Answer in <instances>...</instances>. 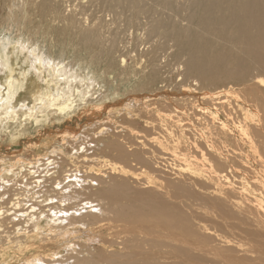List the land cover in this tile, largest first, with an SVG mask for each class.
Segmentation results:
<instances>
[{"label": "bare ground", "instance_id": "obj_1", "mask_svg": "<svg viewBox=\"0 0 264 264\" xmlns=\"http://www.w3.org/2000/svg\"><path fill=\"white\" fill-rule=\"evenodd\" d=\"M88 2L91 7L95 6L93 13H101L92 16L99 21L89 26L82 25L73 17L69 21L72 27L79 28L80 31V34L72 36L75 44L78 48L94 51L91 55L94 61H105L110 67H115L114 64L117 63L114 57L120 43L123 23L128 25L127 31L132 30L139 18L148 25L146 35H142L141 39L144 48L133 55V65L127 64L124 54L120 57L118 63L122 67L121 75L125 77L120 82L122 85L130 82L131 87L136 85L142 90V86L156 87L155 84L162 80V83L166 82L164 87H171L172 72L178 73L177 84L171 90L163 88L157 91L163 95L156 97L154 102H165L170 111H177L173 115L167 106L160 107L164 117L167 116L175 125H183L185 132L190 131V135L194 137L192 146L186 147L184 141H179L182 139L180 135V138L176 137L179 131L174 129V125L168 126L164 117L159 116L154 121H158L161 132L163 130L169 139V155L183 161L179 171L185 170L196 178L200 177V180L186 177L185 181L183 176L188 174L179 172L183 180L173 181L162 170L163 166H155L157 162L151 156V151L143 147V152L134 154L133 159L141 164L140 170L149 177L159 172L157 176L163 177L160 181L164 186L159 187L162 190H144L143 187L136 190L144 210L139 206L130 214L124 208L117 210V221L123 223H119L118 228L114 229L115 235H107L103 226L94 225L102 219H99L101 203L93 202L103 190L111 188H104L105 185L113 186L118 194L128 187L132 188L126 177H134L137 173L131 171L133 167L121 165L122 162L109 160L108 156L94 151L107 145L108 151L116 152V155L128 161V156L133 154L129 147L123 145L124 140L120 139L122 136L119 132L123 130L116 131L120 128L119 125L107 126L100 124V121L95 122L96 127L92 128V121L98 119L97 113L86 117L85 120L91 123L80 129L63 123L70 118V123L75 121L77 124L82 119L85 104L95 101V98H89L82 104L83 107L76 103L77 89L83 85L81 74L72 71L68 73L59 64L48 65L44 59L37 57L36 49L30 50L31 58L35 56V60L25 54L22 56L23 60L15 58L14 41H8L9 34L0 32V53L6 47L9 51L8 58H0V141L5 134L13 141L18 139L21 130L14 131L11 128L13 125L29 130L27 125L43 127L54 119L61 125H57V129L52 132L47 127L45 131L50 133L49 137L57 134L62 143L66 142L65 139L72 138L73 149L77 147L74 152L65 151L61 146L52 149L49 147L32 158L25 156L24 151L16 150L17 153L14 151L3 156L4 152L0 155V264H69L70 260V264H114L120 257L129 259L142 255H152L147 264H163L158 261L159 252L168 243L170 251L165 247L167 252L180 253L188 258L197 257L200 264H207L208 261V264H264V0ZM58 4L60 6L59 0H0V7L3 9L0 31L4 28V23L13 21V17L23 19L28 16V20L23 22L26 33L35 34L39 29L34 33L32 26L49 22L51 17H55V12L60 11ZM84 8L87 10L90 6ZM111 14V22L102 19ZM112 25H116L118 29L111 27ZM72 27L59 31L57 39L70 34ZM38 33L36 35L40 36ZM132 34L133 31L128 33ZM19 37L14 36L13 39L17 40ZM126 39L127 37L125 41ZM256 65L262 72L254 76L251 85L229 90V96L226 97L209 92L224 87L227 82H231L229 78L234 76H251L250 72ZM228 86L234 85L229 83ZM203 90H207L206 93H202ZM118 91L121 92V89ZM118 91L116 94L122 95ZM191 96L192 101L188 100ZM152 97L149 95L146 98ZM178 100L187 101L193 109V115L184 106L179 109ZM86 107L88 108L87 105ZM132 112L133 108L124 104L116 111V116L123 123L131 117ZM154 113L149 112L150 115H156ZM209 115L222 116L224 125H216V131L209 125L202 126L203 120ZM146 123L150 127L152 122L146 120ZM111 126L114 128L111 135L116 141H100ZM71 128L73 132L68 131ZM36 143L32 147L40 149L39 142ZM83 144L85 146L82 147ZM157 144H161V140ZM106 170L121 177L107 176L111 177L112 182L107 181ZM188 180L190 181L187 182ZM192 185L200 186L199 191L194 190L196 187L193 189ZM168 189H172L174 197L183 198L182 207L196 201L195 203L204 205V211L214 212L217 218L223 220L231 228L230 235L233 237L225 238L224 242L232 248L210 246L208 243L217 239L216 234H208L207 238L205 234L204 242L200 238L202 233L197 237L196 232L188 230L189 227H180L177 215L173 213L176 205L163 192ZM82 197H86L88 201L81 200ZM67 199L68 204L63 203ZM115 204L122 207L119 198ZM203 213L205 215L207 212ZM200 219L202 220L201 217ZM207 220L210 219L204 218L203 221L208 222ZM153 222L165 223L182 231L180 234L177 230L171 232V242L160 236ZM67 224L79 226L72 231ZM224 227L222 226L223 229ZM81 231L86 234L81 235ZM77 232L80 237H77ZM221 235L223 234H219V237ZM231 241L235 244L230 243ZM225 250H233V253L226 255Z\"/></svg>", "mask_w": 264, "mask_h": 264}, {"label": "rangeland", "instance_id": "obj_2", "mask_svg": "<svg viewBox=\"0 0 264 264\" xmlns=\"http://www.w3.org/2000/svg\"><path fill=\"white\" fill-rule=\"evenodd\" d=\"M88 1L89 0H59L60 6L58 4V9L60 7V11L55 12V17H53V18L51 17V20H50L51 22L47 21V22H44L42 24H34L32 26L33 32L35 33L38 29L40 30V31L38 30L35 34L26 33L25 25L23 24V22L25 20H28V16H25L23 19H16L15 17H13V21L8 20L9 23H4V28L0 32L3 34H5V33L9 34V36L7 38L8 41H14L13 43L15 44V48H14L15 58H17L19 60H23L22 56L24 54L27 56L29 55L31 58L30 50L36 49L37 55H38L37 57H41L42 59H44V61L46 63H48V65H50L52 63H53V65L59 64L60 66H63V68H65L66 71H69L68 73H70L72 71L74 73L76 72V74H79V75L81 74V78H82L81 81H82L83 85H81L77 89L76 103L79 104L80 106H82V104L85 103L89 98H95V101L89 102L90 104L89 103L85 104V108L82 109V113H81L82 119L77 124H75V121L70 123V121H69L70 118L66 119L63 123L70 124L72 126H77L78 129H80L84 125L91 123V122L88 123L86 121L88 116L92 117V115L94 113H97L98 119H100V120L95 119L94 121H92L93 127H92V125L90 127L95 128L96 127L95 122L98 121V123L101 122L100 124L104 123L107 126H110L112 124H116L117 126L119 125L120 128H118L116 131H118L119 129L123 130V131L119 132V134L122 136V138H120V139L124 140L125 143L123 142L124 143L123 145L126 146L127 148L129 147V151L131 150L130 152L133 154L131 156H128V158H129L128 161H124L121 157L116 155V152L108 151L109 147L107 145H105L101 148H97L96 151H94V152H98L99 154H101L103 156H108L109 160L110 159H112V161L117 160V161H119V163L124 162L123 164L121 163V165H124V166L127 165L129 167L131 166V167L135 168V169L132 168L131 171L134 173H137L135 175L137 178L135 176L134 177H131V176L126 177V179H128V181L130 180V184H131L132 188L128 187L126 191H124L121 194H118L115 191V189H113V186L105 185L104 188H106V187H111V188H109L108 190H103L102 191L103 193L98 194L96 200L93 202V204L101 203L99 206V211H100V218L99 219H102L101 222L94 224V225H96L98 227L103 226L104 232L107 235H115L114 229L118 228L119 223H123V222L117 221V219H118L117 210H121L122 208H124V211L127 214L133 213L134 208L136 206H139L141 210H144V206L141 204V201L139 200V198L136 195V190H139L140 188L141 189L144 188V190H147L146 188H149V189L154 188L155 190H157V189L162 190L159 187L164 186V184L161 183V181H160V179L163 177L159 178L157 176V174L159 172L157 174H155V176L149 177L145 172H142L140 170L141 164H139V163L137 164V161L133 159L134 154L137 155L138 153H140L143 150L142 149L143 147L145 148V150H149V152L151 151L152 155L151 154H149V155H151L156 160L155 162H157V163L155 164V166L159 167L161 165V168L163 166L162 170L164 169L163 171L166 172L169 177L171 176L173 181L179 182V179H180V181H182L183 179H185V181H186L187 180L186 177H192V178L194 177L193 179L197 181V180H200V177L196 178L195 175H190L187 172H185V170H182L184 172V175H185V173L188 175L183 176L184 178L179 175V172H181L179 170L182 167L181 164L183 161H181V159H179V158L172 157L171 155H169V152H168L169 149H167V146H169V139L165 136L163 130L161 132V130L159 128L160 124L158 123V121H154L159 116L164 117L163 114L161 113L162 111L160 110V107L161 106H167V104L165 102H160V103L154 102L155 101L154 99L156 97L163 95V93H157V91H161L160 89H163V88H167V89L171 90L173 88V85L177 84V82H178V79H179L178 73L172 72L171 87H169V86L164 87V85H166V82L162 83L161 82L162 80L161 81L159 80V82H158L159 84H157V83L155 84L156 87L153 86L152 88H147V87L142 86L141 87L142 90L139 87H137L136 85H132L133 87H131L129 84L130 82H127L125 85L121 84V82L124 81L122 79H124L125 77L121 75L122 67L118 63L120 61V57L122 54H124L123 57H125L126 60L128 61L127 64L133 65V61H132L133 55L139 53L138 50L144 48V45H141L142 44L141 42H143L141 39H143L142 35H144V36L146 35L147 30H145V29L147 28L148 25H145L146 22L143 19L139 18L136 21V23H134V25L132 26V28H131L132 30L127 31V29L129 27L127 24L123 23V25L121 26V29H120V43L118 45V48L116 47L117 50H116L115 57H114V61L117 63V65L114 64L115 67L114 66L110 67L109 64L105 61H101V62L94 61L93 58L91 57V55L94 54V51L85 50V49L80 48V47L78 48V46L75 44L76 42L74 41V37H72V36L80 34V31H79V28L72 27L70 24V21H69V19L71 17H73V19L77 20L78 22H81L82 25H84V26H86V25L89 26L92 23L99 21V20H96L95 18H92V16L95 14L92 12V9H94L95 6L91 7V5ZM84 6L87 8H89V6H90V8L85 10ZM88 13L91 15H89ZM2 14H3V9L0 7V19H1ZM95 15H101V13H98ZM111 17H112V14L110 16L103 17L102 19H105V20L111 22ZM41 26H42V28H41ZM68 27L73 28L71 30V33L64 36L63 39L58 40L57 39L58 36L56 34L59 31L65 30ZM111 27L118 29V27H116V25H112ZM130 31H133L132 35H128V33ZM37 33L40 34V36L36 35ZM105 34L108 35V33H105ZM18 35L20 36L19 39L14 40L13 37L18 36ZM31 37H32V42H31ZM126 37H127V39L125 41ZM1 41H2V38L0 37V42ZM162 52H160V54ZM8 56H9V51H8V48L6 47L5 50L3 51V53H0V58L2 60H5L6 58H8ZM31 59L35 60L36 57L33 56ZM259 72H262V69L258 65L253 66L252 71L250 72L251 76L243 77V78L234 76L232 78H229V81H231V82H227V84L224 87L215 88L209 92L214 93V94H219L222 97L229 96V94H228L229 90L242 89L245 86L251 85L254 81V76L257 75V73H259ZM229 83L234 85V86H228ZM160 85H163V87L160 88ZM118 89H121V92H119ZM207 89H209V87H207ZM131 90H134V92H131ZM22 91H23V89H22ZM116 91H118V93H121L122 95H117ZM137 91H138V93H137ZM140 91H141V93H140ZM174 91H176V90H174ZM174 91H170V92H174ZM206 91L207 90H203L201 92L206 93ZM23 92H25V91H23ZM149 95H151L153 97L152 98H146V97H149ZM230 97H231L230 99H233L232 96H230ZM192 98H193L192 96L188 97V100L192 101ZM147 100H151V101L145 102ZM124 104L130 105V107L133 108L134 112H132L130 114L131 117H129L127 120H124V122L122 123L120 117L116 116V114H117L116 111L119 109V107L124 106ZM157 104H159V105L157 106ZM86 105L88 106V108L86 107ZM106 105H109V106L106 108L105 107ZM110 106H111L110 109H112V110L109 109ZM177 106L179 107V109L183 108V106L188 108L189 109L188 112L191 115H193V109L190 108V105L187 103V101L184 102L183 100H178ZM85 109H88L89 111L87 110V113H84ZM136 109H137V111H136ZM157 109H159V110H157ZM167 109H169V111H170L169 106H167ZM150 111L155 112L154 114H156V115H152V114L150 115L149 114ZM170 112L173 115L177 114V111H170ZM158 113H160V114L158 115ZM108 114H111L112 117H111V115L108 116ZM147 115H150V116H147ZM144 116H147V117H144ZM74 119L77 121L76 116L74 117ZM164 119H165V122H167L168 126L174 125L173 126L174 129L175 130L177 129L179 131V133L177 134L176 137H178V138H180V136L182 137V139H179V141L181 143H183V141H184V143L186 144L185 145L186 147L188 145L192 146V144H193L192 140L194 139V137L191 136L192 134L190 133V131L185 132L183 125L173 124V122L169 118H167V116H165ZM111 120H114V121L111 122ZM146 120H150L152 122L150 127L147 126ZM199 122L201 123V121H199ZM224 122L225 121H224V118L222 116L209 115L206 118V120H203L202 126L209 125V127L213 128L216 131V125H218V124L224 125ZM57 125H61V124L57 123V121H55L54 119L52 121H50L49 123H47V125H45L43 127L42 126L36 127L33 124L27 125L28 127H30L29 130H25L24 128H21L20 126L13 125L11 128L14 131L21 130L20 131L21 134L19 135L18 139H15L14 141L12 140L11 137H8V136L6 137V134L2 135L3 139L0 141V155L4 154V152H5V154L3 155V156H5L8 154L14 153V151L16 150L18 152L24 151L25 156H27L28 158H32V157L36 156L38 153L43 152V150H47L49 147L52 149L53 147L58 148L60 146H61V148H63L65 151H68V152L76 151L77 147L75 149H73V145H72L73 139L72 138L65 139L66 142L62 143L63 142L62 139L59 138L57 134L55 136H52L53 134H51L49 137L50 133L45 131L46 128L48 127V130L50 132H52V130L55 131L57 129ZM127 126L129 129L127 128ZM182 128H183V130H182ZM155 129H156V131H155ZM157 130H159V131H157ZM68 131L73 132L74 130L72 129V130H68ZM113 131H114V128L111 126L110 131L108 133L103 134V138H101L100 141H103V142L116 141L111 135V133ZM181 131H183V132H181ZM40 133H41V135H39ZM24 135H25V137H23ZM36 135H38V136L34 137L33 139L30 138V137H33ZM143 135L145 137L146 136L147 137L145 138ZM164 136L166 137L167 141L164 138ZM154 137H157V138H154ZM29 138H30V140H29ZM40 139L41 140L43 139V140L41 141ZM160 140H161V144H163V142H165V145L163 144V146H162L161 144H157ZM36 141L39 142V144L41 146L40 149L38 147H32L33 143L37 144ZM155 141H157V142H155ZM137 142L140 143V145ZM83 146H85V144H83L82 147ZM134 147H136V148H134ZM16 151H15V153H17ZM188 151H190V150L188 149ZM190 152L193 153L192 151H190ZM167 153L169 156L167 155ZM191 153H188V154L192 155ZM190 157H192V156H190ZM159 162H161V163H159ZM179 165H180V167H179ZM109 171L110 170H106V172H105L106 173L105 178L107 181L112 182L111 177H107V176H112V177L115 176L117 178L121 177V175L112 174ZM140 172H141V174H138ZM164 172H162V173H164ZM183 172H181V173H183ZM130 174L131 173H129V175ZM163 175H165V173ZM176 176H177V178H176ZM180 177L183 179H181ZM140 178H141V180H140ZM144 179L148 180V181L144 182L143 181ZM189 181L190 180H188L187 182H189ZM115 187H117V185H115ZM194 187H196L197 189L196 188L194 189ZM194 187L192 185V188L194 190L199 191L200 186H194ZM45 188L47 189L48 187H45ZM79 190H81V188H79ZM163 192H164L166 198L171 203H174L176 205V208L173 210V213H175L177 215L180 227H182V228L189 227L188 230H191L192 232H196L197 235H196V233H194V234L197 237L198 236L200 237V235H201L200 233H202L200 238L203 239L204 242L206 241L208 234H209V236L210 235L213 236L212 234H216L218 237H217V239L216 238L214 239L215 241L213 239L211 240V238H210L211 241H214L213 244L211 243V241L208 243L210 246L214 245V247L216 246L219 249L232 248L230 245H227L224 242L225 238L233 239L232 235H230L231 234V228L227 227L223 220H220V218H217V216L215 215L214 212L204 211V208H203L204 205L201 204V205H203V206H201L200 203H195L196 201L192 202V205H188V206L186 205V206L182 207L183 198L181 196L178 198L174 197L172 194V189H168V190H165ZM118 198L121 200L122 207H118L115 204V202L117 201ZM80 199L81 200L86 199V197L85 198L82 197ZM186 200L187 199H185V201ZM85 201H88V200L86 199ZM67 202H69V199L65 200V202H63V203H67ZM79 203H81V202H79ZM195 204L196 205L198 204L201 207L200 206H194ZM81 206H83V205L81 204ZM195 211H197V212H195ZM199 211H200V213H199ZM203 212H207L206 213L207 215L206 214L204 215ZM198 213H199V215L200 214L201 215L200 216L197 215ZM202 214L204 216H202ZM210 214L212 217L210 216ZM200 217L202 218V220L200 219ZM204 218L210 219L211 221L210 220H207L208 222L203 221ZM214 218H215V220H214ZM143 221H145V220H143ZM212 221H214V223ZM215 221H218V222L215 223ZM145 222H150V221H145ZM220 222H223L222 224H224V225L219 224ZM153 223H154L157 231L160 232V234H161L160 236L163 239H166V240L171 241V242H173V239L169 236V234L171 232H173L174 230H177L179 234L182 231L179 228H173V227H171L165 223H158V222H153ZM210 223H212V224H210ZM214 224L218 225V227H216ZM210 225L213 228H211ZM67 226L73 231L79 226V224H76L74 227H72L71 224H67ZM207 226L208 227L210 226L209 228L212 230H210ZM222 226L223 227L225 226L224 229L222 228ZM204 228L206 229L205 231H204ZM217 228H221L222 230L221 229L218 230ZM226 231L229 234H227ZM204 232H206V233H204ZM221 233L223 235H221L219 237V234H221ZM83 234L85 235L86 232L81 233V235H83ZM205 234H207L206 238L203 237V236H205ZM78 235H77V237H80L79 233H78ZM183 238H185V236ZM221 238H224V239H221ZM208 239H209V237H208ZM207 241H209V240H207ZM230 243L235 244L233 241H231ZM168 245H169V243L165 247L169 250ZM184 246H186V245H184ZM165 247L163 246L162 250H160L159 259H158V261L163 263V264H200L197 261V257H194V258L184 257L180 253H176L175 251H174L175 253H170V252L166 251ZM154 250H156V249H154ZM225 251H226V253H225L226 255L233 253L232 252L233 250H225ZM162 252H164L166 254H164ZM32 253H35V251L34 252L32 251ZM151 256L152 255H149V256H143L142 255V256H138L136 258H129V259H126L124 257H120L119 259H116L114 261V264H134L136 262H137V264H147V262L150 259L149 257H151ZM71 262L72 261L70 260L68 263L70 264ZM208 263H209V261L207 262V264Z\"/></svg>", "mask_w": 264, "mask_h": 264}]
</instances>
